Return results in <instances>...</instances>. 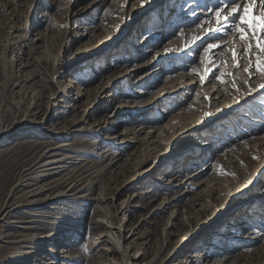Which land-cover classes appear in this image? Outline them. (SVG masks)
Listing matches in <instances>:
<instances>
[{
    "label": "rangeland",
    "instance_id": "rangeland-1",
    "mask_svg": "<svg viewBox=\"0 0 264 264\" xmlns=\"http://www.w3.org/2000/svg\"><path fill=\"white\" fill-rule=\"evenodd\" d=\"M217 2L0 0V264H264V52Z\"/></svg>",
    "mask_w": 264,
    "mask_h": 264
},
{
    "label": "snow or ice",
    "instance_id": "snow-or-ice-1",
    "mask_svg": "<svg viewBox=\"0 0 264 264\" xmlns=\"http://www.w3.org/2000/svg\"><path fill=\"white\" fill-rule=\"evenodd\" d=\"M256 3L257 0H247V2H245L241 6L237 3V0H218L214 7L208 9V12L211 13L212 17L214 18L216 27H211L210 22L207 20L202 21L200 24L197 25V27L200 28V32L202 33L204 38H207L209 35H211L213 39L218 38L215 34L220 33L221 30L226 26L232 30H235L241 40H244L246 36L251 34V37L257 40L256 47L259 48L262 52H264V39L259 38L260 35H264V10H262L260 14L259 26L257 24L255 16H253L250 21L248 15L249 11L255 8ZM260 3L262 7H264V0H260ZM241 7L243 9L242 11ZM204 23H209V27H203L202 25ZM198 41L200 42V47L203 48V53L205 54V56L201 59L202 63L207 58V54L209 52L220 47V45L215 43H207V46L205 47V40L202 39V36L195 35L185 42L183 48H176L174 49V51H185L190 53L192 47L195 46ZM248 48H251V44L248 45ZM168 51L169 49H165V53H167ZM197 54L199 53L197 52ZM233 57H236L235 51H233ZM235 66L238 67L239 64L237 63V65ZM193 71L195 74H199L196 73V70ZM210 71L211 68L206 67L204 75H200L201 84L205 83V78ZM244 72H249V68H245ZM256 72L261 76H264V58L259 55L256 59ZM216 79L220 80L221 83H224L221 77L218 76L216 77ZM244 83L248 84L249 80H245ZM233 87L236 88L237 91H239V88L236 86L235 83H233ZM260 87H264V85H261ZM250 91H252L251 88L249 89V92Z\"/></svg>",
    "mask_w": 264,
    "mask_h": 264
},
{
    "label": "bare ground",
    "instance_id": "bare-ground-1",
    "mask_svg": "<svg viewBox=\"0 0 264 264\" xmlns=\"http://www.w3.org/2000/svg\"><path fill=\"white\" fill-rule=\"evenodd\" d=\"M239 1H242V0H238ZM245 1V0H244ZM17 105V104H16ZM2 113V111H1ZM14 117V116H13ZM2 150V149H1ZM7 150V149H6ZM60 163V162H59ZM197 171H194L192 173H189L187 176H186V179H185V182H187L188 180L192 179V178H195L196 176H198V174H201L202 172L198 173V174H195ZM176 180V178L174 179ZM73 183V182H72ZM71 183V184H72ZM77 186V185H76ZM202 187L201 184L197 185L196 189H194L193 191H196V190H199L200 188ZM39 189V188H38ZM69 190V189H68ZM67 190H65L66 192ZM72 192H76V188L75 186H72V189H71ZM34 193V192H33ZM44 193V192H42ZM63 193V192H62ZM188 194L190 192H187ZM34 195V194H33ZM67 196V195H66ZM50 200V199H49ZM97 200V199H96ZM155 202V200H152L150 202V205H152L153 203ZM171 200L167 199L165 202H163V204H165L164 208H166L169 204H170ZM101 218V221H95L94 224L95 225H99V224H106V234H107V238L110 239L112 241V243H117V245H120V242H119V237L115 235V237L113 236V233H116V232H119L120 231V228L116 226L115 223L112 222V219H106L105 217H102V216H98ZM99 220V219H98ZM105 220V222H103ZM25 228H28V227H25ZM50 238V235L48 234V236ZM35 238V237H34ZM131 238V237H130ZM36 239V238H35ZM114 239V240H113ZM46 242V241H45ZM114 251V250H113ZM139 252H137L135 254V258L131 261V263L127 262L128 264H139L140 263V258L142 257L143 254H140L138 255ZM144 264H152L151 261L149 262H145Z\"/></svg>",
    "mask_w": 264,
    "mask_h": 264
}]
</instances>
